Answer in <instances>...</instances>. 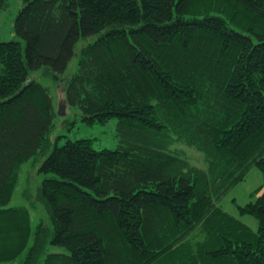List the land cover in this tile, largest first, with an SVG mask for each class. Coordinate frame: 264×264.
<instances>
[{
    "label": "trees",
    "instance_id": "1",
    "mask_svg": "<svg viewBox=\"0 0 264 264\" xmlns=\"http://www.w3.org/2000/svg\"><path fill=\"white\" fill-rule=\"evenodd\" d=\"M19 1L0 40V264H264V0ZM41 68L81 120L116 118L115 148L50 138ZM44 154L33 226L9 202ZM251 166L263 184L235 206L255 230L219 205Z\"/></svg>",
    "mask_w": 264,
    "mask_h": 264
},
{
    "label": "rangeland",
    "instance_id": "2",
    "mask_svg": "<svg viewBox=\"0 0 264 264\" xmlns=\"http://www.w3.org/2000/svg\"><path fill=\"white\" fill-rule=\"evenodd\" d=\"M8 3L9 4L5 9L0 10V40H11L13 38V19L21 4L19 0H8ZM76 61L77 57L74 56L68 64V68L66 70L67 73H70L75 69ZM31 74L37 78L40 83L51 88L52 94L55 97V101L57 95H62V84L58 83L55 85L50 77L44 74L43 68L37 71H32ZM54 108L56 111H59V113L53 119L54 127L50 134V138L56 140L58 144H62L67 139L74 140L79 138H89L91 139L92 147L96 150H101L104 148L112 149L116 147V118H111L105 123L94 122L88 124L81 120L80 113L73 106L67 108L65 113H62V109L58 108L57 102H55ZM178 147L182 148L186 152L192 163H195L200 167L204 166L203 155L200 151L193 147L188 148L180 145H178ZM46 154L40 156L37 155L36 157L30 158L22 163L18 182L14 188L11 200L9 202L10 205H26L28 207L30 205L33 226L39 218L45 215V212L38 204H29L28 195L35 194L36 188L40 183L41 175L37 169ZM36 158L38 159L35 160ZM262 184L263 177L260 170L256 166H251L245 173L244 179L233 185L228 190V192L222 196L219 201L220 207L229 214L235 215L236 218L240 219L243 223L248 224L250 227H252V229L255 230L257 228L256 219L250 215L240 216L236 210L235 204L243 205L247 201L252 200L253 197L258 195L259 192H256V189ZM25 191H27V195H25ZM1 264L17 263L5 262Z\"/></svg>",
    "mask_w": 264,
    "mask_h": 264
},
{
    "label": "water",
    "instance_id": "3",
    "mask_svg": "<svg viewBox=\"0 0 264 264\" xmlns=\"http://www.w3.org/2000/svg\"><path fill=\"white\" fill-rule=\"evenodd\" d=\"M56 102L58 104V108L62 109V111H63L62 113H65V111H67V103H66V100L63 96V93H62V95H59V96L57 95Z\"/></svg>",
    "mask_w": 264,
    "mask_h": 264
},
{
    "label": "bare ground",
    "instance_id": "4",
    "mask_svg": "<svg viewBox=\"0 0 264 264\" xmlns=\"http://www.w3.org/2000/svg\"><path fill=\"white\" fill-rule=\"evenodd\" d=\"M58 113H59V111H58Z\"/></svg>",
    "mask_w": 264,
    "mask_h": 264
}]
</instances>
